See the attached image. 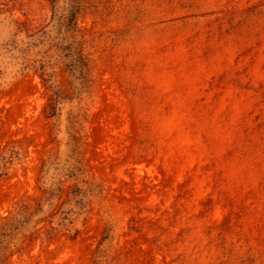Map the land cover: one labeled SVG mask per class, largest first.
Masks as SVG:
<instances>
[{
	"label": "rangeland",
	"instance_id": "1",
	"mask_svg": "<svg viewBox=\"0 0 264 264\" xmlns=\"http://www.w3.org/2000/svg\"><path fill=\"white\" fill-rule=\"evenodd\" d=\"M0 150V264H264V0H0Z\"/></svg>",
	"mask_w": 264,
	"mask_h": 264
},
{
	"label": "trees",
	"instance_id": "2",
	"mask_svg": "<svg viewBox=\"0 0 264 264\" xmlns=\"http://www.w3.org/2000/svg\"><path fill=\"white\" fill-rule=\"evenodd\" d=\"M70 19L76 31V21L73 22L75 16L70 17ZM50 99V102H48L44 110L47 117L54 116L57 111V105L52 98ZM17 160V153L13 150L8 154L0 150V179L8 175ZM31 215L32 214L23 212L17 213L11 217H4L0 220V260L6 252H8V254L12 253L11 247L15 246L24 232L29 231V228L36 227L38 221L34 224L29 223ZM28 224L29 226H27Z\"/></svg>",
	"mask_w": 264,
	"mask_h": 264
}]
</instances>
